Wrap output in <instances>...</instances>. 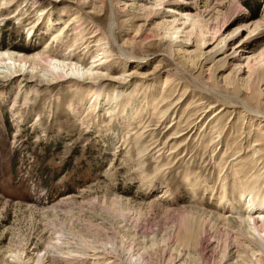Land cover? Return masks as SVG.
<instances>
[{
    "label": "rangeland",
    "instance_id": "rangeland-1",
    "mask_svg": "<svg viewBox=\"0 0 264 264\" xmlns=\"http://www.w3.org/2000/svg\"><path fill=\"white\" fill-rule=\"evenodd\" d=\"M4 1L0 0L2 53L27 55L44 47L65 57L75 53V61L104 75L97 82L99 93L91 81L68 68L58 69L62 75L51 84L34 87L28 82L22 87L20 78L33 72V64H0V74L13 67L18 70L0 82V264H12L9 250L16 248L23 254L15 264L30 263L25 255L35 257L36 251L42 256L50 248L48 240L59 236L57 230L67 235L76 229L91 239L109 237L118 244L124 235L125 251H119L123 255L131 249L133 258L142 251L136 242L143 236L149 240L171 234L179 245H186L184 235L177 232L182 208L213 210L236 219L250 204L245 187L256 181L255 187L264 192V150L256 157L249 147L259 130L264 131V77L256 86L262 93L257 108L246 100L245 87L255 80L249 65L264 48V26L250 36L244 27L264 17V0H85L86 4L11 0L6 5ZM185 13L198 16L193 31L211 22L214 30L222 27L220 36L197 47L193 36L185 37L190 31L188 23L182 25ZM75 25L79 27L73 32ZM174 29L179 35H171ZM77 32L86 43L70 48ZM100 35L107 38L113 61L98 65L100 59L94 65L91 56L96 53H90L94 48L89 41ZM132 36L148 39L140 47L138 39L130 44ZM86 45L91 51H85ZM198 58L192 68L191 61ZM261 59L264 70V56ZM41 70L44 79L52 76ZM166 76L181 78L169 101L185 91L182 86L186 91L173 103V112L166 111L159 119L166 107L158 102ZM97 97L100 104L94 108ZM201 100L204 103L198 104ZM156 104L162 108L156 109ZM191 116L195 126L174 140H184L185 145L172 156L167 148L160 151L167 134L176 129L168 128ZM116 195L131 208L124 212L126 221L109 206L108 198ZM254 209L264 213V206ZM208 229L202 259L215 264L227 233L222 226ZM134 233L139 240H129ZM211 242L216 249L209 248ZM179 249L178 258L175 250H159L146 255L143 264H169V256L177 264L181 256L191 264L199 256L193 246Z\"/></svg>",
    "mask_w": 264,
    "mask_h": 264
},
{
    "label": "bare ground",
    "instance_id": "bare-ground-1",
    "mask_svg": "<svg viewBox=\"0 0 264 264\" xmlns=\"http://www.w3.org/2000/svg\"><path fill=\"white\" fill-rule=\"evenodd\" d=\"M10 1L11 0H5L4 4L6 5ZM79 1L80 0H76V3L86 4L84 2L85 0H82L83 2L81 1L79 2ZM94 4L95 3L93 1L92 7L94 6ZM184 16L186 19H184L183 17L181 18L182 20H184L182 25H184L185 23H188L190 26V31L189 33L185 34V37H187V40H190L189 38L193 36L192 38H195L194 42L197 47H199L200 45L206 44L207 41L209 40L214 39L216 37L215 36L216 34H218V37L220 36V30L222 29V27L217 28V30H214V25H212L211 22H206L209 24L205 23L206 24L205 27L201 28L198 31H193L195 28L194 24H198V21H199L197 19L198 17L197 14L190 15L188 13H185ZM77 17L78 16L75 15L74 19ZM47 23H48V18H47L46 24ZM263 26H264V17H262L258 22H253V23H249V25H244L245 29L248 31L247 33L248 36H250L251 33L257 31L259 28ZM65 27H68L67 24L64 25V28ZM78 27L79 26L75 25L72 31L76 32L78 30ZM174 34L179 35L176 29L171 31V35H174ZM79 35H81V32L79 33L77 32V34L74 33V36L71 39L72 45L70 48H76V46L80 45V43H86V40L83 38V36L79 37ZM136 39H138L137 45H140V47H142V45L144 44V41L147 40L148 37L140 38V37L132 36V38L129 39L131 41L130 44H132ZM79 40H82V41L77 43ZM89 42L92 43L91 46L90 44L89 46L94 48L93 51H91L90 48H88L89 50L86 49L88 45H86L84 49L85 51H91L90 53H96L95 55L92 54L91 56V57H94V60H93L94 65H97V62L100 59H102V62L99 63L98 65L107 64L111 59H113L109 57V54L111 51L110 52L108 51L109 50L107 47L108 40L104 35H100L93 41H89ZM151 43L149 42L150 46H152ZM240 44L242 45V42H240ZM122 45H124V43ZM80 47L81 45L79 46V48ZM2 52H3V49H0V64H7V62L23 63V66L27 62H31L33 64V72L28 73L24 75L22 78H20L21 80L19 82L20 84H18L19 86L23 87L28 82L32 83L34 87H39V85L42 86L44 85V82L51 84L53 83L51 80H53L56 77H60L62 75L61 73L56 72L58 69L63 70L65 68H68L69 71L74 72V74H76L77 77L79 78L82 77L84 81L86 82L91 81V83L97 87V93L101 91V87L97 82H98V79L104 74L101 73V71L89 69V67L86 68L85 66L81 64L82 63L81 60L75 61L73 59V57L75 56V53H72L68 55L67 57H65L64 54H62L61 52H60V55H57L56 51L52 49H48L47 47H44L40 51L27 54V55L22 54L21 52H16V51L15 53L11 51L10 53L8 52L2 53ZM98 53H100L102 56L100 57ZM262 56H264V48L258 51L257 53H255L254 57L252 58L254 62L251 63L249 66L251 68L250 71L254 70V72H252L251 74L250 72L248 73L249 75L254 76L255 80L253 81L252 84L245 86L247 88L246 89L247 90L246 100L251 99V101L255 103L256 108L260 106L261 101H262L261 90H259V88H256V86L260 83L261 77H264V70L260 68V65H261L260 62L263 60V59L260 60ZM252 60L247 61V62L250 63ZM198 63H199V58L198 60L193 59L191 61V67L192 68L195 67ZM41 64H44V65L41 66ZM254 65L255 67L252 68ZM37 66L40 67V71H36ZM81 66L83 67L81 68ZM80 68L81 70H84V72H82V75H79L77 73L78 69ZM13 69L14 70L12 72L11 70H9L8 72L0 74V82L3 81V79H8L9 77H13L14 73L18 72V70L15 69V67H13ZM41 69H43L46 72H50L52 76L44 79L43 76L39 75V73L42 71ZM208 69L209 71L211 70L210 67ZM21 75H23V73ZM172 76H166L163 79L162 93L164 96H162L158 102L161 105L164 104V107L165 106L166 107L159 115L158 117L159 119L163 117V113H165L166 111L169 112L170 109L175 108L176 105L173 106V103L177 104L178 100L181 97H183V95H185L186 88L184 85L182 86L183 87L182 90H185V91H182V94H180V96L174 101L172 100L169 101V98L176 91L175 85L177 86L181 82V78L176 77L178 79L177 80L173 78L174 76L173 77ZM254 86H255V91L253 92L251 88H253ZM136 89L137 88H134V90ZM153 100L154 99H152L150 102L153 103ZM217 101L218 100L215 99L213 103L210 102L208 107L209 108L214 107ZM203 103H204L203 100H201L198 104H203ZM92 104L94 108L100 104L98 101V97L97 99H95V101ZM122 108H124V106ZM158 108H162V106L160 107V105L156 104V109ZM172 112L173 110L170 111V113ZM196 113L197 111L194 112V114L192 115H197ZM198 117L199 115L196 116V118ZM179 123L180 121L178 119L168 128L169 130H172L173 127L174 128L176 127V129L173 132H169L167 134L168 137L163 142V145L160 148V151L164 150L165 148L169 149L168 156H172V154L175 153V151H177L178 148L183 147L185 145L184 140H181L180 142L174 141L175 139L180 137L181 132L183 130H187L188 132L195 126L194 121H192V116L191 118H186L183 124H179ZM213 130L215 131L214 133L219 131L218 128H215V127L213 128ZM219 133L220 132H218V134ZM258 134L259 135L256 137L257 139L249 146L250 148L254 150V156L256 157L260 156L261 151L264 150V131L259 130ZM215 136L217 135L214 134L212 138H214ZM212 138L210 139V142L208 145H211V143L213 142ZM215 149L216 147H213V151H215ZM239 153L240 151L237 152V154H235L233 157L229 158L228 160L232 161V158H236L239 155ZM225 155L226 154L223 153L221 158H224ZM258 160L259 159L256 160V164ZM225 167H226L225 165L222 166L220 168L221 171H223ZM219 175H223V172H220ZM255 182L256 181L252 182L251 185L253 186L245 187L247 191L244 190L243 193H245L248 196L247 200L250 202V204H249V207H243L241 209V211L236 215L237 216L236 219L225 218L223 217L222 213H219L213 210L198 209L194 207L182 208L183 217L182 219L178 221V231L177 232L182 233L184 235L186 245H179L178 240L174 239L171 234H169L170 236L162 235L160 238L151 236L150 238L148 237L149 240H147L143 236L142 242H136V244L139 245L142 251L138 252L135 258H133L134 255L131 253L130 251L131 249L130 250L128 249L125 254L123 255L121 254L122 251H125L123 250V247H122L124 246V239H123L125 238L124 235H121V239L119 240V244H118V242L115 239H112L109 237L107 240H101L95 237H92L91 239L85 235V232L84 234L80 233L79 231L75 232L76 229H74L75 231L73 229H72L73 231L70 229V231L66 233L67 235L57 230L56 233H59L57 234L59 236L55 238V241L49 242L48 240L47 246H50V248H45V251L42 254V256L40 252H37V251L35 252V257H29L26 254L25 257L27 259H32V261H30V263L28 261H25V264H56V263L85 264L87 262H89L90 264H143V259L145 258L146 255H149L150 253L155 254L159 250H162L164 253L165 249L175 250L178 252L176 256V258H178L181 255V251L179 247L190 249L191 246H193L194 248H197L199 251L198 253L199 256L197 255V258L194 257L191 264H205L204 260L202 259L205 257L204 256L205 246L203 247L202 241L207 236V234H209L208 227L212 225L224 227L227 233L226 240L221 247L220 257L217 263L215 264H264V213L259 212L260 210L254 209L255 206H258L260 208L264 206V192L261 193L260 189L255 187L254 185ZM108 202H109V206L113 208V211L118 212V215L120 213V216H121L120 218H122L123 221H126L127 219H125L126 216L124 212L125 210H129V209L131 210L127 201L124 200L122 197L116 195V196H110L108 198ZM247 204L248 203H246V205ZM135 235L136 233H134L133 236H130L131 239L129 240H133L134 239L133 237ZM98 238H101V237H98ZM137 239L138 238H136V240ZM136 240L134 239V241ZM169 244L174 249H170L168 247ZM210 247L211 248L214 247V249L217 248L215 244L213 245V242L209 243V248ZM119 250L121 251V253ZM9 253H11V255H9V257L11 258V263L15 264V261L18 262L20 260L19 258L22 256L23 250L21 248H16L14 250L11 249L9 250ZM49 253H52V254H49ZM60 254L62 255L60 256ZM126 254H128L127 257H125ZM182 257L183 256L179 258L178 264H187L186 259L182 260ZM168 261H169V264H177L173 259L170 258V256L168 257ZM22 263L23 262H19V264H22Z\"/></svg>",
    "mask_w": 264,
    "mask_h": 264
}]
</instances>
